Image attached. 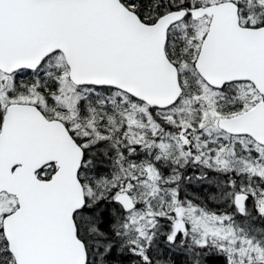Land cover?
I'll return each mask as SVG.
<instances>
[{
	"label": "snow or ice",
	"instance_id": "6c2138e0",
	"mask_svg": "<svg viewBox=\"0 0 264 264\" xmlns=\"http://www.w3.org/2000/svg\"><path fill=\"white\" fill-rule=\"evenodd\" d=\"M0 264H264V0H0Z\"/></svg>",
	"mask_w": 264,
	"mask_h": 264
}]
</instances>
